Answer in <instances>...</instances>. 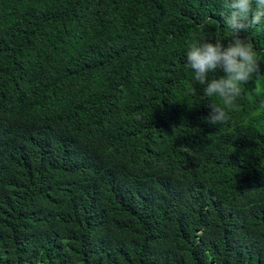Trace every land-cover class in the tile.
Masks as SVG:
<instances>
[{
	"label": "trees",
	"instance_id": "1",
	"mask_svg": "<svg viewBox=\"0 0 264 264\" xmlns=\"http://www.w3.org/2000/svg\"><path fill=\"white\" fill-rule=\"evenodd\" d=\"M229 14L0 0V264H264V22L224 124L187 67Z\"/></svg>",
	"mask_w": 264,
	"mask_h": 264
},
{
	"label": "clouds",
	"instance_id": "2",
	"mask_svg": "<svg viewBox=\"0 0 264 264\" xmlns=\"http://www.w3.org/2000/svg\"><path fill=\"white\" fill-rule=\"evenodd\" d=\"M225 6L230 12L225 23L232 31L233 39L227 44L218 36L197 40L189 44L186 54L187 67L194 72L195 82L205 86L204 96L218 97L222 102L210 105L209 123L212 125H222L227 121L243 86L260 72L254 45L240 38V33L264 22V0H225ZM217 71L223 75L209 79L210 74ZM256 92L260 94L261 89L258 87Z\"/></svg>",
	"mask_w": 264,
	"mask_h": 264
}]
</instances>
